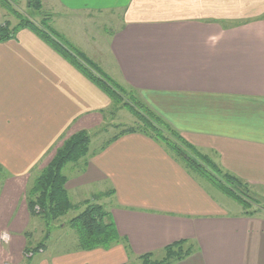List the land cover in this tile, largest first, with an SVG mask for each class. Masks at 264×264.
Returning a JSON list of instances; mask_svg holds the SVG:
<instances>
[{
	"label": "crops",
	"instance_id": "1",
	"mask_svg": "<svg viewBox=\"0 0 264 264\" xmlns=\"http://www.w3.org/2000/svg\"><path fill=\"white\" fill-rule=\"evenodd\" d=\"M42 13L188 144L264 189V0H42ZM100 16L116 22L111 32L81 41L77 23L86 28ZM6 21L0 8V27ZM111 108L30 30L0 42V264L12 248L24 257L37 227L27 207L36 178L71 135L86 132L91 143L107 133ZM123 129L96 144L65 185L70 201L88 192L74 206L105 197L120 242L83 251L64 234L34 261L30 253L29 264H131L179 241L194 252L175 264H264V216L228 212L211 185L157 142L140 133L114 139Z\"/></svg>",
	"mask_w": 264,
	"mask_h": 264
},
{
	"label": "trees",
	"instance_id": "2",
	"mask_svg": "<svg viewBox=\"0 0 264 264\" xmlns=\"http://www.w3.org/2000/svg\"><path fill=\"white\" fill-rule=\"evenodd\" d=\"M27 6L40 13V23L23 19L11 27L6 21L0 27V42L14 38L20 28L30 30L42 42L48 45L62 59L68 62L82 76L102 91L111 101L114 109H127L138 120L137 126L120 131L114 139L124 134L140 133L160 144L178 163L195 174L223 195L236 202L242 208L244 216H255L258 210L257 200L250 195V186L234 175L223 171L208 155L200 153L188 144L167 122L144 105L131 89L113 81L96 64L69 43L64 36L55 31L49 17L42 13V0H28ZM0 8L12 16L20 17L10 0H0ZM128 97V101L124 98ZM111 108V109H112ZM113 113V110L111 111ZM90 137L86 132H78L63 141L54 156L41 171L27 192V207L31 216L41 217L47 227L70 211H77L66 191V176L62 170L67 164H79L89 152ZM84 209L68 223L77 234L78 248L90 251L97 248L107 249L120 242L115 226L102 206L85 201ZM256 207L257 209H252ZM257 210V211H255ZM42 246L26 249L25 254L39 252ZM194 252L193 244L179 241L165 247L162 257L156 259L152 254L140 256V264H175Z\"/></svg>",
	"mask_w": 264,
	"mask_h": 264
},
{
	"label": "rangeland",
	"instance_id": "3",
	"mask_svg": "<svg viewBox=\"0 0 264 264\" xmlns=\"http://www.w3.org/2000/svg\"><path fill=\"white\" fill-rule=\"evenodd\" d=\"M13 4V7L15 10L18 11V13L20 14V17H15L10 15L9 13L6 14L8 15V20L13 23L16 24L19 22V20H23V19H28V20H32L36 23H40L42 17L40 15V13H35V11H32L31 9H28L27 5H26V0L23 3V0H10ZM102 16H100L99 18L94 19L92 21H88V23H86V28H84V26H82L81 24L76 25V36L79 37L81 39V41H85L87 38L92 40L94 37L95 38H99V36H103L105 37L106 35H108L114 28V25L116 24L115 21L112 20H108V19H104L101 18ZM40 20V21H39ZM86 22V21H85ZM93 22V23H91ZM239 22V21H238ZM54 23V27L55 29H61L63 30L65 33H71L73 32V30L69 29V27L67 26V23ZM60 32V31H59ZM69 33V34H70ZM63 34V33H62ZM65 37V36H64ZM107 37V36H106ZM67 38V37H65ZM69 38H71L69 36ZM97 38V39H98ZM135 94V93H134ZM125 101H128V97L124 98ZM113 110L112 115H107V125H106V132L107 133H100L98 134V138L95 139V136L91 135L92 139H91V143L89 145V151L93 150L94 148H96L99 144H101L104 139H106L107 137L114 135L116 132H118L119 130L125 128V127H132V126H137L138 125V120L132 115V113H130L127 109H114L112 108L111 111ZM109 127V128H108ZM97 144V146H96ZM82 161V160H81ZM75 165L73 164H67L62 172L65 176L70 177L72 176V171L74 170ZM210 187L212 193H214V195L217 197V199L225 204V208L228 212L230 213H234L237 211H242V208L240 207V205H238L236 202H234L233 200H231L230 198H228L227 196L223 195L222 193H220L218 190H216L214 187L208 186ZM92 191H95V189H91ZM88 194V192L86 191H82L80 193L77 194V196L73 195V193H70L71 196V201L72 202H76L77 200H79L82 197H85ZM250 195L251 197H253L255 200H257L258 206L257 208L262 207V209H264V189L263 188H259V187H250ZM88 195L86 197V199H88V202H90L92 205H100V206H105V197L103 195H97V194H93L90 198ZM84 205L82 206V204L79 205V208L77 211H70L68 212L65 216L59 218L58 220H56L55 223L50 224V227L48 228L45 221L41 218V217H37L35 216V223L34 226L37 224V227L35 229V231L33 232L32 230V237L30 239V243H28L25 247L24 250L26 249H34L37 245H51L53 246L56 242V237H60L61 235H66L67 239H70V237H73L74 240L77 241V234L74 230H72L69 226L68 223L71 219H73L75 216H77V214H79L83 209H84ZM105 208V207H104ZM256 207H253L252 209H257ZM257 211V210H255ZM257 215L259 216H264V210H258L257 211ZM39 222V224H38ZM60 225L63 224L65 225V231H59L58 228H51L52 225ZM55 229H57V232H55ZM72 231V232H70ZM50 234L51 238L49 241H47V236L48 234ZM5 237L4 235H2L0 238ZM3 240L7 238H2ZM70 241V240H68ZM26 242H29V240ZM72 242V241H71ZM70 243V242H69ZM15 247V245H14ZM70 247V245L68 246V248ZM57 248V247H56ZM5 249L8 251V248L5 247ZM8 253V252H7ZM31 253V251H29L28 253H26L23 256H19L17 249L16 248H12L10 250V254H3L2 256V260H1V264H27L28 262V255ZM34 258L32 259L34 261V259H36L37 257H39L41 254H39V252H35L34 253ZM156 259H160L162 257V253H160L159 255H155L154 256ZM29 264V263H28ZM131 264H140V261L137 260L134 263Z\"/></svg>",
	"mask_w": 264,
	"mask_h": 264
},
{
	"label": "built area",
	"instance_id": "4",
	"mask_svg": "<svg viewBox=\"0 0 264 264\" xmlns=\"http://www.w3.org/2000/svg\"><path fill=\"white\" fill-rule=\"evenodd\" d=\"M2 238H5V237H2Z\"/></svg>",
	"mask_w": 264,
	"mask_h": 264
}]
</instances>
